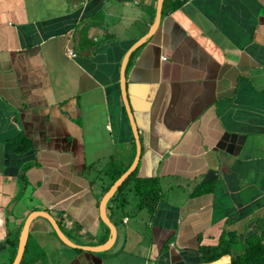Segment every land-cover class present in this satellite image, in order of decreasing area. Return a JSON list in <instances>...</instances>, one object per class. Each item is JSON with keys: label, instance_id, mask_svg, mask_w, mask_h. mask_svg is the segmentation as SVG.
<instances>
[{"label": "crops", "instance_id": "obj_1", "mask_svg": "<svg viewBox=\"0 0 264 264\" xmlns=\"http://www.w3.org/2000/svg\"><path fill=\"white\" fill-rule=\"evenodd\" d=\"M157 11L158 0H0L3 264L34 211L78 245L111 242L103 200L138 151L126 56L133 172L159 178L163 200L151 216L131 191L123 211L117 190L103 251L65 244L37 216L27 259L233 264L251 241L264 246V0H165L138 43ZM22 135L32 148L18 153ZM223 233L228 252L205 262L201 247L214 252Z\"/></svg>", "mask_w": 264, "mask_h": 264}, {"label": "trees", "instance_id": "obj_2", "mask_svg": "<svg viewBox=\"0 0 264 264\" xmlns=\"http://www.w3.org/2000/svg\"><path fill=\"white\" fill-rule=\"evenodd\" d=\"M15 150L18 153H25L26 151L32 148L31 141L26 138L24 135L19 137L14 142ZM119 171L114 175V181H116L122 174L126 171ZM132 185V186H131ZM131 191L135 193L139 200L140 206L148 208L153 216L158 209L161 201L163 200V191L161 188V182L159 178H149V179H140L136 176L135 172H132L123 184L119 187L118 192L112 198V203L116 205L117 208L125 210L127 208ZM209 191V190H207ZM205 190H201L199 193H203ZM54 233L57 235L56 231ZM9 237V236H8ZM254 238V237H253ZM19 240L17 239L14 242V248L12 250V258L10 264H13L16 255ZM229 241L226 240L225 233L222 234L220 238V243L213 248L214 252H211V248L201 247L202 258L205 262L211 263L217 261L224 253L228 252L225 250L224 246L229 247ZM29 244V243H28ZM232 244V243H231ZM29 245H27L28 247ZM21 264H32L26 257V253L21 261ZM233 264H264V246L259 241H251V246L246 249L241 256H238L236 259H233Z\"/></svg>", "mask_w": 264, "mask_h": 264}, {"label": "water", "instance_id": "obj_3", "mask_svg": "<svg viewBox=\"0 0 264 264\" xmlns=\"http://www.w3.org/2000/svg\"><path fill=\"white\" fill-rule=\"evenodd\" d=\"M165 0H158V11H157V20H156V24L155 26L152 28V30L149 32L148 36H146L145 38H143L140 42L138 43H142L145 41V39H147L148 37H150L155 30L157 29V27L160 24L161 21V15H162V8H163V4H164ZM129 57L130 56H126L123 62V68H122V79H121V86H122V92H123V96H124V100L127 106V110L130 113V118L133 124V129L137 138V144H138V151H137V156L136 159L134 161V163L132 164V166L113 184V186L110 188V190L107 192L103 203L102 204V217L105 220V222L107 224H109V226H111L112 228V232H113V238L111 240V242H109V244H105V245H101V246H83V245H78L77 243L73 242L66 234L65 232L61 229L59 223L57 222V220L55 219V217L48 212L45 211H34L32 212L24 225L21 237H20V244H19V248H18V253L16 255V258L13 262V264H21V261L23 259L24 256V252L28 243V238H29V233H30V227L31 224L33 222V220L37 217V216H44L46 217L50 223L52 224L54 230L56 231L57 235L59 236V238L67 245L71 246V247H77V248H83L86 250H93V251H103L107 248H110L111 245L114 243V241L116 240L117 237V229L116 226L113 224V222L111 221L110 218H108L105 214V210H104V205L106 203V201H108L114 194L115 192L118 190V188L123 184V182L126 180V178L134 171L139 158H140V153H141V142L138 138V130H137V126L134 122L133 116H132V112H131V107L129 104V100H128V96H127V89H126V67L129 61Z\"/></svg>", "mask_w": 264, "mask_h": 264}, {"label": "rangeland", "instance_id": "obj_4", "mask_svg": "<svg viewBox=\"0 0 264 264\" xmlns=\"http://www.w3.org/2000/svg\"><path fill=\"white\" fill-rule=\"evenodd\" d=\"M3 256H6V255L0 253V264H3L4 262Z\"/></svg>", "mask_w": 264, "mask_h": 264}, {"label": "built area", "instance_id": "obj_5", "mask_svg": "<svg viewBox=\"0 0 264 264\" xmlns=\"http://www.w3.org/2000/svg\"><path fill=\"white\" fill-rule=\"evenodd\" d=\"M70 54H71V55H74V53H73V52H70Z\"/></svg>", "mask_w": 264, "mask_h": 264}]
</instances>
